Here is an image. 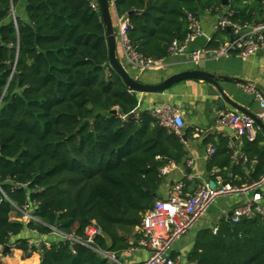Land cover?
I'll return each mask as SVG.
<instances>
[{"label": "trees", "instance_id": "1", "mask_svg": "<svg viewBox=\"0 0 264 264\" xmlns=\"http://www.w3.org/2000/svg\"><path fill=\"white\" fill-rule=\"evenodd\" d=\"M18 6L22 12L12 14ZM222 7L221 0H115L114 9L128 19L133 49L159 60L168 57L172 41L184 39L188 14L216 15ZM263 12L264 0H228L225 15L244 24ZM226 33H215L207 46L216 47ZM192 133L184 131L187 140ZM262 138L242 140L248 160H255L247 174L249 163H233L227 138L206 137L203 143L215 147L206 166L210 177L218 168L224 179L228 172L239 177L237 184L259 178ZM185 159L181 138L138 109L136 92L110 67L98 5L0 0V247L14 244L23 258L37 252L38 264H120L157 199L160 169L170 161L185 166ZM24 206L37 221L13 216H22ZM92 221L102 232L93 243L97 250L66 238L35 245L22 236H46L53 226L82 238ZM188 259L264 264V219L232 224L223 218L216 234L208 228L199 233Z\"/></svg>", "mask_w": 264, "mask_h": 264}, {"label": "built area", "instance_id": "2", "mask_svg": "<svg viewBox=\"0 0 264 264\" xmlns=\"http://www.w3.org/2000/svg\"><path fill=\"white\" fill-rule=\"evenodd\" d=\"M91 6L95 9L96 2L90 1ZM111 11L115 14V39L116 46L120 50V61L129 67L139 69H161L168 65L167 58H181L184 62L198 64L203 60L217 59L220 57L235 56L242 60L264 50V17L257 19L251 23L238 24L232 22L226 15L225 10H219L216 18L212 23L213 34L223 30L230 31V37L225 38L216 47H208L207 43L213 38V35L207 36L203 33L198 16L187 15V32L183 40H174L168 48V57L165 59L153 60L144 57L138 53L130 45L127 37L128 19L119 17L115 13V0H108ZM204 38V45L194 47L192 44L199 38ZM241 88L250 93L254 100L258 103L259 111L255 115L264 121V95L255 82H247L241 84ZM150 116L158 125L168 131L177 134L184 145L188 144V140H184L185 124L181 107L166 102L153 104L149 107ZM219 122L227 126L240 141H254L258 135H263L261 128L255 124L253 119L238 111L223 109L219 113ZM203 130L196 128L194 136L197 137ZM232 149V161L234 164L247 166L251 170L255 160H248L242 149L229 144ZM215 152V147L209 145L206 149L205 156L210 158ZM185 163L190 166L192 160H186ZM178 167L173 161L168 162L160 169L161 175L164 177L171 170ZM249 170V171H250ZM215 177L211 180L215 185L210 187L208 182L198 183L195 188L189 190L186 188L183 180H177L171 186L166 198L156 199L150 209H148L139 224L136 227L138 238L131 241L130 248L127 251L132 253L136 250L145 252V257L135 264H180L178 257H173L170 252L174 243L186 232H188L194 224L203 217L209 207L220 197L230 195H241L242 201L234 205L227 218L232 224L241 222V218L245 220L260 216L264 219V173L257 179H252L241 184L234 183L237 176L229 175L228 179H224L220 175L218 168L211 171ZM192 180L190 176L187 178ZM25 220L21 222L27 223L29 220L37 221L32 214L31 208L24 206L21 210ZM219 229V223L212 226L211 231L216 234ZM49 234L55 235L58 239H70L73 242L83 244L86 247L97 250L93 243L96 236L102 235L101 230L92 221L85 229L84 237L79 238L64 234L56 227H51ZM30 244H32L30 242ZM38 244L49 246L50 242L39 240ZM37 244V245H38ZM14 247V244L11 245ZM107 256V252H101ZM107 258H110L107 256ZM111 259V258H110ZM188 264H196L190 261Z\"/></svg>", "mask_w": 264, "mask_h": 264}, {"label": "crops", "instance_id": "3", "mask_svg": "<svg viewBox=\"0 0 264 264\" xmlns=\"http://www.w3.org/2000/svg\"><path fill=\"white\" fill-rule=\"evenodd\" d=\"M92 1L96 2V0ZM221 10H225V7ZM20 12H22V7H20ZM111 16L112 22L115 24V14L113 11H111ZM263 17L264 12L263 15L257 19ZM198 18L200 20L203 33L207 36L214 35L212 31V23L214 22L216 15L208 12H200ZM222 37L223 39L229 38L230 34L226 33L222 35ZM203 45L204 38L202 37L197 39L192 44L194 47H201ZM117 55L120 56V50L118 48ZM184 61L185 59L183 57H169L167 58L168 65L161 69H139L129 67V71L126 67L125 68L132 77L148 84L158 83L163 78L171 74L188 69H201L215 74L216 76L234 78L235 80L242 81L243 83H239L235 80L228 81L225 79L219 81L220 86L226 95L237 104L252 111L254 114L259 111L258 103L254 100L250 93L245 92L241 88V84L255 82L264 95V50L245 60L235 56H227L217 59L203 60L198 64L187 63ZM136 94L138 98V109L140 110H148L153 104L161 102L180 106L184 119L185 130L189 129L193 131L192 136L188 139V144L185 145V161L192 160V164L190 166L186 163L185 166L178 165L177 168L167 173L162 178V181L157 189V199L166 198L175 181L183 179L189 181L187 179L188 176L192 178V183L189 181L190 184L186 186L189 190L195 188L198 183L209 182L213 179L210 177V173L206 169L209 158L205 156L207 147L212 145V143L208 142L207 144H204L203 141L199 140L204 132L207 131L208 135L206 137H211L214 141H217L220 137L227 138L229 140V144L242 149L243 141L236 138L234 133L227 126L219 122V113L221 110L226 108L230 110L236 109L225 103L217 90L211 84L200 80H184L159 93ZM196 128L203 130V132L197 137L194 136ZM261 136L263 137L262 143L264 144V134ZM188 168L191 169L189 174L186 173ZM249 170L250 169L247 168L244 172L248 174ZM230 174L232 173L228 172V177ZM242 199L243 198H240L238 201L236 199L233 201L235 203H233L231 207L226 206L222 209V212H224L223 218H227L226 216L233 206L240 203ZM223 218L220 217L216 222L209 223L206 226L201 225L200 227L196 226L193 228L189 234L174 243L170 254L173 257H178L180 264H188L190 262L188 256L193 251L199 233L203 229H211L213 225L220 223ZM22 236L26 237L32 244L37 245L34 237H40L41 240H47L49 237H52V234L43 236L30 231H24ZM51 241L55 240H52L51 238ZM134 252V255L131 252H125L122 254L123 258H126L128 264H135L146 255L142 250H136ZM38 262L39 254L37 252H33L29 257L23 258L22 251L20 249L10 246L9 250L3 251V247H0V264H38Z\"/></svg>", "mask_w": 264, "mask_h": 264}, {"label": "water", "instance_id": "4", "mask_svg": "<svg viewBox=\"0 0 264 264\" xmlns=\"http://www.w3.org/2000/svg\"><path fill=\"white\" fill-rule=\"evenodd\" d=\"M96 3L99 7L101 19L105 27V37H106V43H107V48H108V59H109L110 67L121 77L122 81L126 84V86L131 91L136 92V93H159L184 80L205 81L211 84L217 90L220 97L223 99L225 103L229 104L234 109L250 116L255 122V124L258 125L261 128L262 132L264 133V121L259 119L252 111L248 110L247 108L231 100L226 95V93L223 91L222 87L220 86V83H219L220 80L225 79L228 81H234L235 80L234 78L216 76L215 74H212L208 71L201 70V69H188V70L176 72L174 74H171L163 78L160 82L155 83V84L144 83L132 77L127 71V69L125 68V66L122 64V62L120 61L117 55L115 29H114V25L112 22L111 8L109 6L108 0H96ZM221 4L222 6L226 7L228 5V0H221ZM128 14H130V12ZM235 81L239 83H243L242 81H238V80H235ZM115 112H116L115 109H112L110 111L111 114H114ZM133 115H134V112L132 111L127 115V117H132ZM207 135H208L207 131L204 132L199 140L203 141ZM182 138L184 140H187L185 135L182 136ZM190 172H191V169L188 168L186 170V173L189 174ZM208 184L210 187H213L215 185L213 180H210ZM244 220L245 218L242 217L241 221H244ZM7 250H9L8 245L4 246L3 248V251H7ZM103 256L104 257L109 256L112 260L119 263L117 259H115L112 253H108L107 256L103 254Z\"/></svg>", "mask_w": 264, "mask_h": 264}, {"label": "rangeland", "instance_id": "5", "mask_svg": "<svg viewBox=\"0 0 264 264\" xmlns=\"http://www.w3.org/2000/svg\"><path fill=\"white\" fill-rule=\"evenodd\" d=\"M20 12V8L18 6V8H15L12 10V14H16ZM114 25V23H113ZM119 57V56H118ZM125 67L130 71V68L128 65H125ZM158 193V192H157ZM242 198L241 195H230V196H227V197H220L218 199L215 200V202L209 207L208 211L206 212V214L201 217L195 224L194 226L188 231L186 232L185 234H183L178 240H180L181 238L185 237L187 234H189L193 228H195L196 226H203V225H208L209 223H214L216 222L220 217L223 218L224 217V212H222V209H224L226 206H229L231 207L233 205V201H235L237 199V201ZM232 202V203H231ZM213 208H214V211H213ZM13 216L22 221V220H25L23 216H17L15 214H13ZM35 239V242L38 244L40 237H34ZM50 238V239H49ZM47 240V242H51V238L52 240H57L58 237L55 236V235H52V237H49ZM135 252H132V254L134 255ZM121 261L124 263V264H128V262L126 261V258H123V255H121ZM121 262V263H122Z\"/></svg>", "mask_w": 264, "mask_h": 264}]
</instances>
